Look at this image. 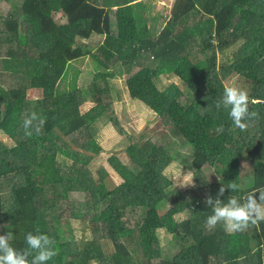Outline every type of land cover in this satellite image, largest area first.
<instances>
[{
	"label": "trees",
	"instance_id": "1",
	"mask_svg": "<svg viewBox=\"0 0 264 264\" xmlns=\"http://www.w3.org/2000/svg\"><path fill=\"white\" fill-rule=\"evenodd\" d=\"M1 1L9 13L0 17V223L11 227V246L28 250L27 233L46 234L57 252L46 264H264V221L233 234L222 224L207 230L212 210L205 199L191 190L187 197L170 190L163 174L188 147L182 165L207 195L215 198L221 186L235 182L238 189L220 197L226 203L230 195L242 200L264 187V0L255 10V0H173L171 13L161 18L138 0L117 34L110 10L98 0ZM218 1L222 7L214 13ZM82 20L90 21L88 27H75ZM92 35L104 37L95 50L79 41ZM84 57L91 64L87 79L71 66ZM233 74L249 84V112L258 113L244 121V131L234 126L229 109L215 107L223 81ZM163 75L180 84L163 85ZM121 76L131 100L172 125L154 149L149 139L141 141L144 133L128 136L129 165L116 155L108 159L121 181L109 189L107 169L100 168L93 180L78 161L90 163L101 152L91 128L107 113L113 80ZM86 83L96 104L81 113ZM32 113L40 133H16L20 118ZM220 125L224 131L218 133ZM73 134L81 141L72 138L75 149L66 140ZM243 177L251 178L244 189ZM73 193L104 204L91 218V240L75 241L62 230L68 223L58 215V204ZM134 213L142 215L140 221ZM176 215L184 217L177 222ZM165 227L173 241L160 246L158 232ZM125 241L138 247L141 259ZM105 244L113 246L112 253L101 251Z\"/></svg>",
	"mask_w": 264,
	"mask_h": 264
},
{
	"label": "rangeland",
	"instance_id": "2",
	"mask_svg": "<svg viewBox=\"0 0 264 264\" xmlns=\"http://www.w3.org/2000/svg\"><path fill=\"white\" fill-rule=\"evenodd\" d=\"M99 5L104 8L110 10V17L112 21V31L117 34L118 29L121 24L122 17L129 16V8L134 3L138 2V0H98ZM144 4H147L150 7L151 14L156 18L168 17L171 13L173 0H140ZM260 0H255L252 4L251 9L255 10L258 7ZM222 7V3L218 1L213 11L214 13L218 12ZM9 13L8 4L5 1L0 0V17H6ZM132 14V13H131ZM60 14L55 16V19H59ZM104 37L92 35L89 39L79 38L81 43L88 45L91 49H96L98 45L101 44ZM93 50V52H94ZM88 58H80L76 62L71 64L72 68L75 69L80 76H83L85 79L90 77L88 74L90 70V65L88 64ZM119 71H121L120 65L117 66ZM139 67L133 68L132 71L137 70ZM6 72V71H5ZM162 84L168 85L174 83L176 85L180 84L178 79L173 75H163ZM68 80V79H67ZM114 85H112L111 91V105L107 111V113L102 114L98 123L91 128L94 132V140L101 146V152L94 156L90 163L88 162H80L83 166H85L90 174H92L93 180H98V170L100 168L107 169V171L111 174L107 175L104 178V183L109 189H113L116 185H118L121 181L119 177L114 175V171L110 163H108V159L112 155H116L122 163L129 165L127 162V157L124 153V148L128 142V136L131 134H139L144 133L146 137H143L141 141L146 142L148 139V146L152 149L156 148L165 134L171 128V120H169L166 116H159L158 114L152 113L149 109H147L143 104L138 101L131 100L126 92L125 87V78L121 76L118 80H113ZM67 84V82H66ZM223 85L225 87L235 86L240 89L249 91V84L242 78H239L238 75H232L229 79L223 81ZM68 85L66 86V88ZM68 89V88H67ZM84 98V103L80 107V112L85 113L89 109L95 106V101L93 100L92 93H95L91 88L90 83H86L81 87ZM68 92V91H67ZM119 93V94H118ZM120 95V96H119ZM28 109L29 103L25 105ZM28 116L24 115L20 118L18 124V128H16V133H24L23 128V120ZM48 136V135H46ZM72 138L74 140H78L80 144V136L77 134H73L70 137L66 138L69 142L72 143ZM50 142V141H49ZM74 142V141H73ZM51 143V142H50ZM54 145L53 143H51ZM57 146V145H54ZM71 146L75 149V143H72ZM57 151L59 155L66 156V158L74 162L75 160L71 159L67 156L63 150L57 146ZM188 147L181 152V156L178 157L177 160H174L163 172V174L170 180L172 189H177L184 194L185 197L188 195V191H192L197 196L205 199L207 195V190L202 188L199 183L194 181L193 173L187 170L182 164L181 160H187ZM182 157V158H181ZM244 167V166H243ZM242 167V168H243ZM207 168V167H205ZM244 170H248V168L244 167ZM204 172L207 175L212 176V169L206 170ZM250 177H243L240 183L241 188H246L248 182L250 181ZM103 203H91L90 200L85 197V195L81 193H73L69 195L67 201L58 204V215L65 220L68 225H65L62 230L69 236L70 239L75 241L82 240H91L93 239L94 233L93 229L90 226V221L93 218H96L103 208ZM167 207V206H166ZM165 210V208L163 209ZM96 216V217H93ZM93 217V218H92ZM184 215H176L175 221L179 222L182 220ZM92 218V219H91ZM133 219L141 220L142 215L140 213L132 214ZM4 225H6L4 227ZM11 231V227L6 223H0V235H4L6 232ZM158 235L159 245L165 246L166 244L171 243L173 241V234L171 233V229L168 227L160 230ZM126 246L129 248L132 256L136 259L142 258V253L138 251V247L135 245L129 244L127 241ZM101 251L104 254H109L113 252V246L111 245H102ZM90 264H100L98 260H92Z\"/></svg>",
	"mask_w": 264,
	"mask_h": 264
},
{
	"label": "clouds",
	"instance_id": "3",
	"mask_svg": "<svg viewBox=\"0 0 264 264\" xmlns=\"http://www.w3.org/2000/svg\"><path fill=\"white\" fill-rule=\"evenodd\" d=\"M215 107L229 109L228 115L234 126L241 131L247 129L248 124L244 121L254 119L258 116L256 112H249V96L246 90L235 86L225 87L223 95L215 101ZM38 117L35 113L23 120V128L26 136H32L34 128L39 134L41 127L34 125ZM42 125L43 121L40 120ZM218 133L223 132V125L217 127ZM238 185L231 182L228 188L221 186L215 198L206 196L204 203L211 208L212 215L205 220V228L213 230L218 224H222L225 232L229 234L246 231L249 225H256L264 221V187L254 189L245 195L242 200L235 196H229L225 203L220 199L226 190L236 191ZM259 194L258 199L256 194ZM6 225H4L5 227ZM14 235L12 231L0 235V264H46L57 255L52 247L54 241L46 234L27 233L25 236L28 250H17L10 244ZM36 254L33 256L32 253ZM32 257L29 259V257Z\"/></svg>",
	"mask_w": 264,
	"mask_h": 264
},
{
	"label": "crops",
	"instance_id": "4",
	"mask_svg": "<svg viewBox=\"0 0 264 264\" xmlns=\"http://www.w3.org/2000/svg\"><path fill=\"white\" fill-rule=\"evenodd\" d=\"M90 21L89 20H82V21H79L75 27H78V28H81V29H85L88 27Z\"/></svg>",
	"mask_w": 264,
	"mask_h": 264
}]
</instances>
